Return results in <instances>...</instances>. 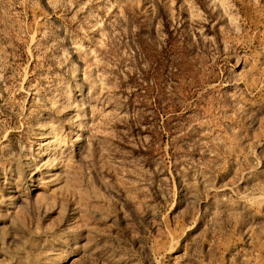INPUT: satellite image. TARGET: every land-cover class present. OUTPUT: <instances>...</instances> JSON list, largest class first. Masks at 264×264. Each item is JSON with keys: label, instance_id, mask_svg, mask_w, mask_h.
Masks as SVG:
<instances>
[{"label": "rangeland", "instance_id": "374dc122", "mask_svg": "<svg viewBox=\"0 0 264 264\" xmlns=\"http://www.w3.org/2000/svg\"><path fill=\"white\" fill-rule=\"evenodd\" d=\"M0 264H264V0H0Z\"/></svg>", "mask_w": 264, "mask_h": 264}]
</instances>
